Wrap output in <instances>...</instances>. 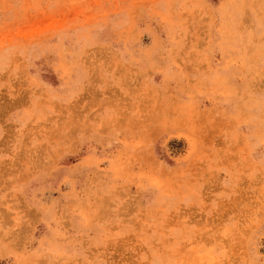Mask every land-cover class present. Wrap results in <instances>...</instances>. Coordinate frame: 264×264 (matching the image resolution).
Segmentation results:
<instances>
[{
    "label": "rangeland",
    "instance_id": "obj_1",
    "mask_svg": "<svg viewBox=\"0 0 264 264\" xmlns=\"http://www.w3.org/2000/svg\"><path fill=\"white\" fill-rule=\"evenodd\" d=\"M0 264H264V0H0Z\"/></svg>",
    "mask_w": 264,
    "mask_h": 264
}]
</instances>
